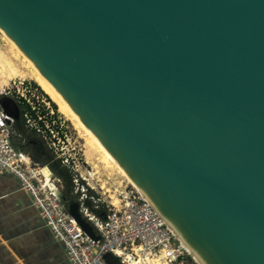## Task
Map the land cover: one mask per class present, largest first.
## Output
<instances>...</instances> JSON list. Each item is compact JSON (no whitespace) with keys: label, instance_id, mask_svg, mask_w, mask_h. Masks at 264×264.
Segmentation results:
<instances>
[{"label":"water","instance_id":"95a60500","mask_svg":"<svg viewBox=\"0 0 264 264\" xmlns=\"http://www.w3.org/2000/svg\"><path fill=\"white\" fill-rule=\"evenodd\" d=\"M0 27L208 264H264V0H0Z\"/></svg>","mask_w":264,"mask_h":264},{"label":"built area","instance_id":"2783aa9c","mask_svg":"<svg viewBox=\"0 0 264 264\" xmlns=\"http://www.w3.org/2000/svg\"><path fill=\"white\" fill-rule=\"evenodd\" d=\"M0 31V48L3 39ZM23 80L0 90V172L17 179L42 214L46 226L65 247L70 264H110L109 255L120 264H192L195 261L188 249L169 228L165 216L135 187L120 192L118 203L106 205L98 194L97 186L90 179H97L93 164L80 148L73 154H59L60 143H70V128L54 107L45 99V113L34 102L33 91ZM21 100L32 107L36 115L25 113L27 133H21L18 122L21 116L7 111L3 100ZM36 132L44 137L54 150L56 159L72 173L73 197L64 198L61 180L48 165L33 162L23 151L27 134ZM47 169L48 173L45 172ZM49 174V175H48ZM72 202L79 204L82 217L89 222L99 236L90 237L69 211ZM100 205L106 212L100 214Z\"/></svg>","mask_w":264,"mask_h":264},{"label":"crops","instance_id":"0c3cea01","mask_svg":"<svg viewBox=\"0 0 264 264\" xmlns=\"http://www.w3.org/2000/svg\"><path fill=\"white\" fill-rule=\"evenodd\" d=\"M28 85L34 89L35 97L39 98V100L34 99V102L41 108V112L45 113L46 105L42 101V99L46 100L44 94L35 89L34 85L30 83ZM6 106L14 114L21 116L18 126L21 133H26L24 115L25 113L36 115L32 107L21 100L8 101ZM27 138H30L28 147L34 150V152L28 150L29 153L46 159L49 155L47 150L41 151L40 148L45 141H48L36 132L28 133ZM49 148L52 149L50 146ZM25 153L30 156L28 152ZM54 159L57 160L56 157ZM31 160L35 162L32 157ZM0 264H70L64 245L46 226L41 212L33 206L31 197L23 191L20 182L12 175L1 172Z\"/></svg>","mask_w":264,"mask_h":264},{"label":"rangeland","instance_id":"374dc122","mask_svg":"<svg viewBox=\"0 0 264 264\" xmlns=\"http://www.w3.org/2000/svg\"><path fill=\"white\" fill-rule=\"evenodd\" d=\"M1 33L3 34V32ZM2 34L1 38L3 41L0 48V90L11 86L14 80H24L26 82L25 84L33 91V93L35 91L28 85V83H30L32 86H36L34 87L35 89L37 88L39 90L40 87L45 92V94H47L36 80L32 66L24 59V57L14 50L11 42L7 39L5 34ZM15 72H17L18 75H15ZM45 94L43 97L46 98V101L51 104L52 108L54 107V110L59 113L62 119L67 120V125L70 128V143H60L58 145L59 154H62V152L66 154H73L74 151L72 150L74 148H80L82 152L85 153L87 160L93 164L97 174L99 175L97 179H90L93 185L97 186V191L99 192L98 194H100L99 196L103 200L107 201L106 205L110 206L111 203L117 204L120 192L129 188L131 184L128 182L124 174H122L113 163L106 159L105 155L97 148L83 127L77 125V122H74L68 116H65V114L59 110L58 105L52 100V98L48 94L47 95L49 97ZM41 141L44 142V140ZM42 147L47 150L50 156L56 157L54 150L49 148L48 142L45 141ZM26 149L34 152V150H31V147ZM50 163L49 167L54 165L55 161L54 163ZM55 177H57V175H55ZM61 185L63 189L65 186L63 183ZM191 263L198 264L197 261H191Z\"/></svg>","mask_w":264,"mask_h":264},{"label":"bare ground","instance_id":"6f19581e","mask_svg":"<svg viewBox=\"0 0 264 264\" xmlns=\"http://www.w3.org/2000/svg\"><path fill=\"white\" fill-rule=\"evenodd\" d=\"M0 31L3 32V34H5V36L7 37V39L11 42V45L13 46L14 50L18 54H20L22 57H24V59L32 66V68L34 69L35 78L38 81L39 85L46 91V93L58 105L59 110L62 111L65 114V116H68L74 122H77L76 123L77 125L82 126L83 129L89 135L90 139L97 146V148L99 150H101V152L105 155L106 159H108L111 163H113L121 171V173L124 174V176L127 178L128 182L133 187H135L139 192H141L142 194H144L151 201V203L153 205H155L153 203V200L146 194V192L142 188V186L131 176V174H129V172L122 166V164L114 156V154L111 153L110 150L95 136L94 132L87 126V124H85V122L80 118V116L63 99V97L52 86V84L50 83V81L43 75V73L39 69H37L36 66L33 65V63L27 58V56L23 53V51L20 49V47L12 40V38L10 36H8L7 33L4 32L1 29V27H0ZM15 75H18V73L15 72ZM45 172L48 173L47 169H45ZM165 219L167 220L168 218H165ZM167 222H168V220H167ZM168 224H169V228L174 232V234L178 237V239L181 241V243L188 249V251L191 253V255L193 256V258L199 264H208L206 262V260L198 252H196L195 248L192 246V244L189 242V240L182 234V232L174 224H172L170 221L168 222Z\"/></svg>","mask_w":264,"mask_h":264},{"label":"trees","instance_id":"16d2710c","mask_svg":"<svg viewBox=\"0 0 264 264\" xmlns=\"http://www.w3.org/2000/svg\"><path fill=\"white\" fill-rule=\"evenodd\" d=\"M39 92L41 94H45V92L40 87H39ZM45 95H47V94H45ZM55 107H56V105H55ZM26 133H27V130H26ZM26 133H24V134H26ZM30 138L32 139L33 136L30 137ZM30 138H28L27 143L22 146L23 150H25V152H28V153H29V151L26 148H28V143H29V139ZM40 149H41V151L44 150V148L42 146H41ZM29 154L32 157V159L35 162H39V164H43V165L44 164L45 165L48 164L49 165L50 162L54 163V161H55V164L50 166L51 167L50 169L55 175H57V177L59 179L62 180V182H63V184L65 186L63 191H62V194H63L64 198L67 199V200H71V198L73 197V183H72V173H71L70 169H68L67 167L63 166L62 163L59 160H55L53 156L48 155V157L46 159H43L42 157H40V158L36 157L35 154H32V153H29ZM70 194H71V196H70ZM106 211H107L106 205H100V209L97 210V213L100 214V213L106 212ZM107 260L109 261L110 264H120L119 259L116 258V257H113L111 255H109L107 257Z\"/></svg>","mask_w":264,"mask_h":264}]
</instances>
